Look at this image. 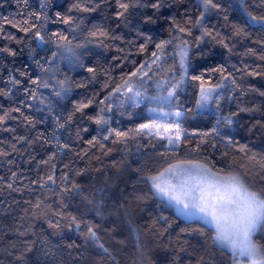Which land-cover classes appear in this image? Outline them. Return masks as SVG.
Here are the masks:
<instances>
[{"label": "trees", "instance_id": "trees-1", "mask_svg": "<svg viewBox=\"0 0 264 264\" xmlns=\"http://www.w3.org/2000/svg\"><path fill=\"white\" fill-rule=\"evenodd\" d=\"M217 2L221 5V9L216 15L204 19V26L207 29L211 30L214 35L219 33L217 40L204 37L203 41L197 44L196 38L201 34L195 30H192V35L187 37L190 41L188 74L189 77L203 75L206 86L220 82L221 74L210 71L219 66H224L226 73L230 72L235 76L244 95L241 96L240 91H230L232 85L228 83L224 98L221 100L222 112L227 115L231 111H236L237 103L241 106H257L260 111L240 113L239 124L231 129H222V131L230 132L235 141L247 144L252 152L264 154V128L253 127L256 121H264V96L259 95V92L264 91V59L260 58L264 56V43L259 42L264 41V31H261L258 25L249 24L245 34L234 35L233 26L243 24L247 20L246 16L234 6L232 0H217ZM76 3L88 4L89 7L94 6L88 3V0H0V47L7 46L17 53L14 57L8 56L7 53H0V88L12 89V94L8 97L0 96V115L9 112L10 117H16L15 119L8 118L3 125H0V151L8 153V155H0V264H18L14 259L17 254L16 250L10 247V242L18 244L24 239L15 235L14 232L18 231L21 226L27 227L29 224L33 225L34 234L26 239L35 241V245L33 251L27 254L25 264H197L201 256L204 258V264H231L228 254L218 250L212 245L210 239L194 230L193 222L178 217L170 207L163 205L158 207V198H149L144 203L132 198L134 194L148 191L144 184L138 183L140 176L164 165V158L159 155L162 151L159 145L153 148L148 139L142 137H137L135 141H129L126 144H113L108 141L105 150L93 148L91 149L92 158L81 161L75 154L88 147L86 141L96 134V126L87 122L89 132L83 133L82 138L78 140L76 131L80 125L79 114L76 115L75 122L69 126L68 131L60 132L62 142L70 144L71 151L61 150L56 159L57 177L62 171L69 170L64 168L66 164L73 170L88 167V174L84 177H77V179L82 184L106 189L105 218L99 219L94 213H90L89 218L95 219L101 225L99 234L105 245L110 248L112 255L104 256L74 231H68L65 228L62 235H53V230L48 228L46 222L43 220L30 221L26 216L24 210L30 208L28 201L35 202L37 197L42 196L51 197L50 203L55 199L51 192L32 183L50 174L49 168L42 164L38 167V162L47 159L55 149L51 145L44 144L43 140L32 144L27 143L28 140L35 141L41 133L45 136L51 134L53 124L46 107L47 100L44 105L39 103V99L34 103L28 101L32 104L31 108L20 105L21 100H27L24 89L34 87L30 84L29 77L34 79L41 74L34 59L50 57L49 49L55 50V46L54 44L38 46L31 33L26 35L23 31L12 27L11 23H6L5 20L16 23L27 18L30 23L42 24L41 31L47 33L49 37L53 32L64 33L69 36V39L75 35L77 38L73 43L83 42L87 31L93 25L109 28L115 34L123 35L127 40L134 39L135 29L140 28L158 42L169 37L170 17L175 16L176 20L181 23L191 17L192 22L195 23L200 11L195 0H165L167 6L158 13L150 7L134 9L129 17L130 23L125 26L122 21L116 19L115 0H108L96 11L90 12H81L73 8ZM244 3L255 14H264L259 7L261 0H244ZM186 11L187 14H185ZM57 13H60L61 17H72L76 23L82 19L83 31L78 29L76 33H71L69 29L74 25H65L62 19L57 17ZM33 14L41 16V19L37 21ZM145 15L152 16L155 22L144 24ZM9 35L16 39L10 41ZM21 38H23V43H18L17 41ZM221 39L228 44V48L217 42ZM141 42L143 41H138L131 48V55L124 62L123 67L112 59L113 56L118 55L115 48L103 49L89 45L87 49H80L84 53L82 57L84 68L69 67L66 62H59L58 78L67 76L73 82V90L68 96L63 100H57L51 96L49 89L40 88L37 93L38 97L43 94L48 100L53 101L54 112L67 116L73 108L74 101L90 98L93 93L97 92L107 94L102 89V85L108 79L105 70L118 81L122 74H127L133 68V62L142 63L154 49V44L149 45V53L142 54L138 50ZM115 43L120 44L121 42L116 41ZM123 47L125 52L119 55H128V45L125 43ZM249 49H252L254 54H248ZM30 51L32 56L29 55ZM171 63L172 61L169 60V64ZM87 67L97 69L95 80L91 79V74L86 70ZM21 71L27 72L28 76H20ZM248 72H257L260 75H248ZM10 75L21 80L22 83L17 86L8 83ZM80 82L87 86L77 87L76 85ZM199 84V81L186 78L184 90L179 92V100L174 101L182 106L181 110L185 112L182 119L189 131H208L216 120L215 115L210 111H188L196 108L195 100L199 92ZM229 95L233 97L231 101L227 98ZM16 107H21L23 116L12 111ZM126 110L133 112V115L129 117ZM86 111L93 114L96 109L89 108ZM120 112H125V115H120ZM110 115L112 127L122 131L135 128L149 118L143 106L133 110L126 105L123 109L114 110ZM25 117L28 118L27 121ZM250 128L251 131H249ZM19 137H25L26 140L19 141ZM196 139L198 138H194V142ZM209 142L219 143L212 137H209ZM13 145H15V150H13ZM108 148L111 149L110 152L107 151ZM221 151L222 149L213 150L208 146L201 155L207 156L210 163L217 168L228 169L233 163L236 168H239L244 162L242 154H235L230 150L229 156L223 158ZM180 154L183 155V150ZM137 169H143V172ZM13 173H16L15 177ZM9 184L12 185L11 188L8 187ZM57 184H59V179ZM77 203L78 201L74 202V205ZM120 205L124 207L120 209L119 218L114 213L110 214ZM79 207L81 211L85 209V205ZM125 209L139 227L138 235L142 243L139 249L136 247L135 236L130 235L123 227ZM69 211L75 212L77 208L74 206ZM161 215L168 217V223L171 224V228L163 237L155 229L147 230ZM21 217L24 219L21 220ZM161 224L163 227L168 226L163 222ZM113 227L117 229L115 236L110 234ZM181 229H187V231L181 233ZM178 234L182 241H187L184 245L186 252H178L175 242ZM45 237L47 244L42 243ZM118 239H125L126 242L117 243ZM255 239L257 243L264 245V233L258 232ZM69 244H74V247L69 248ZM8 252L13 254L9 255ZM177 255L179 259H175Z\"/></svg>", "mask_w": 264, "mask_h": 264}, {"label": "snow or ice", "instance_id": "snow-or-ice-1", "mask_svg": "<svg viewBox=\"0 0 264 264\" xmlns=\"http://www.w3.org/2000/svg\"><path fill=\"white\" fill-rule=\"evenodd\" d=\"M107 2L108 0H88V3L94 5L93 7H89L88 4L76 3L73 8L81 12L96 11ZM115 4L117 6L116 19L122 21L125 26L130 23L129 17L134 9L150 7L158 13L167 6L165 0H115ZM241 6L247 20L243 24L233 26L235 28L234 35L245 34L249 24L258 25L260 30L264 31V14H255L250 11L244 0H241ZM259 7L261 11H264V0H261ZM197 8L200 11L195 23L192 22L191 17L182 23L178 22L175 16L170 17L169 37L158 42L140 28L135 29L134 39L127 40L123 35H117L109 28L93 25L87 31L83 42L73 43L77 38L75 35L69 39V36L64 33L53 32L49 37L47 33L41 31L42 24L30 23L27 18L16 23L5 20L6 23H11L12 27L23 31L26 35L31 33L38 46L49 44L55 46V50L49 49L50 57L34 59L41 74L34 79L29 77L30 84L34 87L25 88L24 93L27 100L20 101L21 106L31 108L32 104L28 101L34 103L39 99V103L44 105L47 100L46 107L53 124L49 136L41 133L35 138V141H27L32 144L43 140L44 144L51 145L55 149L47 159L38 162V167L41 164L47 166L50 174L32 181L39 188L51 192L55 199L50 203L51 197L42 196L37 197L35 202L28 201L30 208H26L24 211L30 221L43 220L47 223L48 228L53 230V235H62L65 228L68 231H74L104 256L112 255L110 248L105 245L99 234L101 225L95 219L89 218L90 213H94L95 217L99 219L105 218L106 189L82 184L77 179V177H84L88 174V167L73 170L66 164L64 168L69 170L62 171L57 177L56 159L61 150L71 151V145L62 142L60 132L68 131L69 126L75 122L76 115L79 114L80 125L76 131L78 140L82 138L83 133L89 132V127L86 126L87 122L96 126V134L86 141L88 147L75 154L79 160H90L92 158L91 149L105 150L108 141L113 144H126L129 141H135L137 137H142L148 139L153 148L159 145L162 149L159 155L164 158V165L140 176L138 183L144 184L148 191L134 194L132 198L140 203L146 202L149 198H158V207L163 205L174 208L178 217L193 222L195 231L210 239L212 245L218 250L228 254L231 264H264V245L257 243L255 239L258 232L264 233V154L252 152L247 144L235 141L230 132L222 131V129H231L238 125L240 113H255L260 111V108L241 106L240 103H237L236 111H231L227 115L222 112L221 100L224 98L228 83L232 85L230 91H240V95H244L235 76L230 72L226 73L224 66L210 70L221 74L219 83L206 86L203 75L189 77L190 41L187 37L192 35L193 28L201 30V36L196 38L197 44H200L204 37L217 40L219 36V33L214 35L204 26V19L211 10L219 11L221 5L217 0H198ZM33 15L37 21L41 19V16ZM56 15L62 19L65 25H74L69 29L71 33H76L78 29L83 31L81 28L82 19L76 23L72 17H61L60 13ZM44 18L46 19V17ZM154 22L152 16L145 15L143 17L144 24ZM189 25L191 26L189 27ZM8 39L11 41L16 38L9 35ZM116 41L121 43L116 44ZM138 41H143L139 43L140 53H149L150 44H154V49L142 63L133 62V68L127 74H122L118 81L105 70L108 79L102 85V89L107 94L97 92L93 93L90 98L74 101L73 108L67 116L54 112L53 101L48 100L43 94L38 97L37 93L40 88L49 89L51 96L57 100H63L68 96L73 90V82L67 76L58 78L59 62H66L69 67L84 68L85 65L82 61L84 53L80 49H87L89 45L103 49L115 48L118 55L113 56L112 59L123 67L124 62L131 55V48ZM17 42L23 43V38ZM217 42L225 48L229 47L222 39ZM259 42L264 43V41ZM125 43L128 45V55H119L125 52L123 47ZM0 53H7L8 56L13 57L17 54L7 46L0 47ZM248 54H254L253 50L249 49ZM29 55L32 56L31 51ZM260 58L264 59V56ZM169 60L172 61L171 64H169ZM86 70L91 74L92 80L97 78L96 68L87 67ZM248 75H260V73L248 72ZM20 76H28V73L21 71ZM186 78L200 82L195 100L196 108L188 111H210L216 117L215 124L208 131H189L182 119L185 116V112L181 110L182 106L174 103L179 100V92L184 90ZM8 83L17 86L22 81L10 75ZM76 86L86 87L87 85L80 82ZM11 94V88H0V96L8 97ZM259 95L264 96V91L259 92ZM227 98L230 101L233 99L231 95ZM126 105L133 110L143 106L149 114L147 122L140 123L127 131L113 128L110 114L114 110L125 108ZM89 108H95L96 111L90 114L86 111ZM12 111L24 115L21 107L13 108ZM120 115H125V112H120ZM127 115L131 117L133 112L127 111ZM8 118L15 119L16 117H10L9 112H4L3 115H0V125H3ZM25 120L27 121L28 118L25 117ZM256 126L264 128V121H256L253 127ZM209 137L218 140L219 143H210ZM194 138L198 139L194 142ZM25 140V137H19V141ZM208 146L213 150L222 149L220 154L223 158L229 156L230 150L235 154H242L244 162L240 164L239 168H236L234 163L228 169L217 168L210 163L207 156L201 155ZM13 150H15V145H13ZM182 150L183 155L180 154ZM107 151L110 152L111 149L108 148ZM0 155H8V153L0 151ZM137 171L143 172V169H137ZM12 175L15 177L16 173ZM58 179L59 184H57ZM8 187L11 188L12 185L9 184ZM76 201L78 203L74 205ZM80 205H85L83 211L80 210ZM74 206L77 211H69ZM123 207L120 205L114 208L110 214L114 213L119 218L120 209ZM123 215L125 217L123 227L130 235L135 236L136 247L141 248L138 225L129 217L126 209ZM23 219L24 217H21V220ZM161 222L168 226L163 227ZM169 228H171V224L168 223V217L161 215L153 221L147 230L155 229L163 237ZM116 231V227H113L110 234L115 236ZM185 231L187 229H181V233ZM14 234L24 238L18 244L10 242V247L17 253L14 259L18 264H25L27 254L33 251L35 245V241L26 239L29 235L34 234L33 225L21 226ZM116 242L124 244L126 241L118 239ZM175 242L178 252H186L184 245L187 244V241H182L179 234ZM42 243H48L46 237ZM68 247L72 248L74 244H69ZM8 254L12 255L13 253L8 252ZM175 259H179V256L177 255ZM197 264H204L203 256L197 260Z\"/></svg>", "mask_w": 264, "mask_h": 264}, {"label": "rangeland", "instance_id": "rangeland-1", "mask_svg": "<svg viewBox=\"0 0 264 264\" xmlns=\"http://www.w3.org/2000/svg\"><path fill=\"white\" fill-rule=\"evenodd\" d=\"M196 1V3L198 4V0H195ZM233 1V4H234V6L236 7V8H238L244 15H245V13H244V10H243V8H242V6H241V0H232ZM217 14V10H211L207 15H206V17L205 18H207V17H210V16H214V15H216ZM246 16V15H245ZM247 18V17H246ZM193 30H195V31H198V32H200V34H201V30L199 29V28H193ZM200 111V110H199ZM146 113H147V111H146ZM148 114V113H147ZM149 115V114H148ZM147 120H148V118L147 119H145L142 123H144V122H147ZM173 209V211L176 213V211H175V209L174 208H172Z\"/></svg>", "mask_w": 264, "mask_h": 264}]
</instances>
